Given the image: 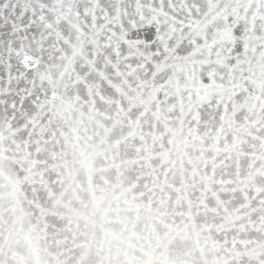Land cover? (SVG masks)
Masks as SVG:
<instances>
[{
	"label": "snow or ice",
	"instance_id": "obj_1",
	"mask_svg": "<svg viewBox=\"0 0 264 264\" xmlns=\"http://www.w3.org/2000/svg\"><path fill=\"white\" fill-rule=\"evenodd\" d=\"M0 264H264V0H0Z\"/></svg>",
	"mask_w": 264,
	"mask_h": 264
}]
</instances>
